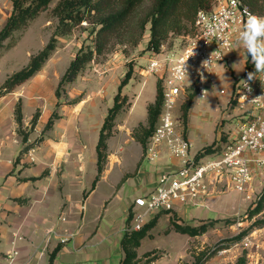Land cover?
I'll return each instance as SVG.
<instances>
[{"label":"rangeland","instance_id":"obj_1","mask_svg":"<svg viewBox=\"0 0 264 264\" xmlns=\"http://www.w3.org/2000/svg\"><path fill=\"white\" fill-rule=\"evenodd\" d=\"M151 4L152 0H147L140 6L136 12V18L144 13ZM54 5L53 3L49 9L40 13L25 29L16 32L18 41L14 46L7 49L2 48L0 89L7 76L26 65L31 56L42 49L50 39L57 23V18L52 12ZM12 8L13 0H0V28L11 14ZM134 22L131 26L134 25ZM149 37L150 23L147 24L138 44L118 43L114 48L111 47L110 50L96 55L78 75L77 79L62 88L60 95L57 96L56 89L59 81L72 58L82 45L92 44L90 24L84 22L67 36L59 37L56 50L37 75L38 81L42 84L48 109L53 108V111L58 114L57 108L62 102L73 104L82 99L98 97L104 105L109 101L113 104L125 73L129 68L133 69L131 79L122 89V94L127 95L128 100L115 125L123 123V137L125 136L127 139L123 138V154L131 157L125 162L126 169L123 173V181L129 176H134L139 168L137 166L139 162L134 156L135 149L142 151L144 148L137 140V135L149 125L148 106L153 103L156 95L158 76L142 73V69L148 64L149 58L154 55L151 50L147 49ZM237 38L234 41L226 67L223 68V66L218 65L216 68L218 81L211 87L208 97L200 98L195 93L190 92L177 105V115L182 121L184 133L192 142V151L200 152L199 150L203 146L220 142L221 137L225 136L228 139L234 132L236 121L242 117L243 113H240L243 108L239 106L235 96L231 95V89L233 82L251 64L249 61L251 58L238 45ZM190 39L191 34L171 35L162 47V52H179ZM7 42L8 40L5 43ZM21 85L17 86L14 91L20 90ZM221 88L226 90L225 94L219 93ZM56 99H59L57 107L54 106ZM189 102L188 121L185 123L184 106ZM22 103L21 100H18L15 109L19 105L22 109ZM39 114V111L34 114L36 120ZM23 118L24 115L22 120ZM22 122H20L19 127L21 134L29 135L30 126L27 125L24 128ZM80 127L84 129V135L80 128L81 137H79L78 143L85 147V144H90L92 141L91 128L93 124ZM54 131L55 127L53 126L46 129L45 133L50 135ZM58 140L60 139L58 138ZM141 158L140 161L142 162L144 156ZM149 162L146 158L144 159L145 165ZM263 190L264 169L257 168L253 184L254 200L252 202L245 199L243 194L231 191L215 198L207 207H187L170 213H162L138 247L140 259L145 260V253L151 251V256L154 258L152 264H156V262L158 264H194L199 255L201 257L203 255V264H264V203L261 210L251 216L254 208L259 205V199L264 194ZM131 204L132 201L129 207ZM215 218H220L221 221L201 235L191 236L174 229L175 222L199 224L203 220ZM238 222L241 224L238 225ZM129 225L130 223L126 219L125 231L128 230ZM237 236L241 237L237 238ZM247 236L250 238L248 246L242 243ZM222 248H227L228 251L222 254L219 251ZM123 255V249L121 255H116L114 251L109 257L108 263L119 264ZM105 257L107 256L103 251H94L91 260L102 261ZM64 258V262L69 261L74 258V254H65Z\"/></svg>","mask_w":264,"mask_h":264},{"label":"crops","instance_id":"obj_2","mask_svg":"<svg viewBox=\"0 0 264 264\" xmlns=\"http://www.w3.org/2000/svg\"><path fill=\"white\" fill-rule=\"evenodd\" d=\"M228 62L219 65L224 68ZM39 72L17 92L0 95V264H50L55 248L52 264H109L114 251L122 253L131 201L154 190L165 159L145 165V149L136 148L139 168L123 181L125 162L131 157L123 154L126 137L120 123L108 139L104 169L93 185L98 174L100 129L114 102L104 105L98 97L73 104L62 102L53 124L55 131L48 135L46 124L54 111L48 109ZM18 100L23 102V127L31 129L27 142L16 117ZM37 111L39 117L33 122ZM90 123L92 141L83 147L78 143L80 126ZM28 144H32L33 160L24 150ZM68 233L72 236L63 241L62 236ZM99 250L107 257L91 260L93 252ZM14 251L18 253L11 260L8 254ZM65 254H74V258L64 262Z\"/></svg>","mask_w":264,"mask_h":264},{"label":"built area","instance_id":"obj_3","mask_svg":"<svg viewBox=\"0 0 264 264\" xmlns=\"http://www.w3.org/2000/svg\"><path fill=\"white\" fill-rule=\"evenodd\" d=\"M245 10L264 16L254 13L244 0H213L209 9L198 12L197 33L182 50L154 54L142 69V73L162 79L163 87L159 121L147 141L144 156L155 163L165 159V165L154 190L136 196L129 207V230H141L149 218L160 212L207 207L215 198L231 191L243 194L251 202L254 200L255 172L257 168L264 169V84L260 79L247 81V73L253 72V64L233 82L231 95L243 108L240 113L243 114L220 151L205 154L192 151V142L184 133L176 111L179 101L190 92L200 98L208 97L209 94L203 97V91L210 92L218 81L217 65L229 60L234 41L247 19ZM195 46L196 55L187 62L189 85L186 80L177 78L174 69L183 54ZM204 61H208L205 68L202 67ZM200 73L205 77L203 81ZM241 80L247 81L251 92L244 88ZM219 93L225 94L226 90L221 88ZM32 151V148L27 150V154L33 160ZM70 236L69 233L63 235V241ZM242 243L248 246L250 238L245 237ZM219 251L223 254L228 249ZM17 253L11 252L8 257L13 260Z\"/></svg>","mask_w":264,"mask_h":264},{"label":"trees","instance_id":"obj_4","mask_svg":"<svg viewBox=\"0 0 264 264\" xmlns=\"http://www.w3.org/2000/svg\"><path fill=\"white\" fill-rule=\"evenodd\" d=\"M147 0H13L11 14L6 19L4 25L0 28V56L4 48H10L16 44L18 37L16 32L25 29L33 19L40 13L49 9L54 3L52 12L57 18L54 31L45 46L37 53L31 56L30 60L22 68L14 71L4 80L1 85L0 95L13 91L17 86L25 83L37 72H39L46 61L51 57L58 46L59 37L67 36L72 31L81 26L84 22L90 24V33L92 35V44L82 45L75 56L70 61L66 71L62 75L56 89L57 96L61 89L74 82L78 75L87 67V65L96 57L115 47L118 43L136 45L141 40L147 24L150 23V37L147 43V49L154 54L161 53L162 47L171 35L194 36L197 33L196 20L198 12L202 9H209L213 0H152L151 6L145 10L138 18L136 12ZM254 13L264 14V0H244ZM135 21V22H134ZM132 22L134 25L131 26ZM8 40L7 43H5ZM3 48V49H2ZM250 61V60H249ZM249 64V63H248ZM251 64L247 66L249 68ZM133 75V69L129 68L125 77L119 85V91L114 97V104L109 109L103 125L100 129L99 139L96 146L98 156V174L93 185L99 179L104 169L107 158L108 139L111 137L116 125V117L123 110L128 96L122 94V89L129 82ZM163 105V87L162 79L158 78L156 83V98L148 106L149 125L143 128V131L137 135V140L145 149L147 141L159 121V116ZM190 102L184 106V121H188V108ZM58 116L54 111L49 118L46 128L53 127L55 117ZM16 117L18 122H22V110L20 105L16 108ZM36 122V116L33 118ZM24 142L28 141V135H23ZM229 138L221 137L220 142H213L205 145L199 153H211L220 151L223 144L228 142ZM32 145V144H31ZM27 145L24 150L31 148ZM21 202L24 199H19ZM264 203V194L259 199V205L254 208L251 216L259 212ZM162 213L156 214L150 219L141 230H126L122 240L121 247L124 255L120 264H152V252L145 253V260L140 259L138 247L148 231L154 227L158 217ZM131 215L127 221L130 223ZM220 218L203 220L199 224L178 223L175 222L174 229L181 233H187L191 236L201 235L219 223ZM241 236H237L240 238ZM224 247V246H222ZM58 248L51 253L50 264L53 263ZM203 255L196 257L194 264H203Z\"/></svg>","mask_w":264,"mask_h":264},{"label":"clouds","instance_id":"obj_5","mask_svg":"<svg viewBox=\"0 0 264 264\" xmlns=\"http://www.w3.org/2000/svg\"><path fill=\"white\" fill-rule=\"evenodd\" d=\"M247 19L244 23V28L239 32L237 43L241 46L247 56H250L251 63L254 66L255 71L247 73V81H252L255 79H260L261 83L264 84V80H261V77H264V16H258L247 12ZM195 47L188 49L183 56L177 61V67H175L174 72L178 79L184 81L186 80L190 85L189 79V65L188 60L191 57L196 55L194 51ZM214 54V52L212 53ZM211 54V55H212ZM208 61H204L202 67L205 68ZM201 81L205 79L203 73H200ZM245 80H241L244 88L249 92L252 91L251 87ZM209 92L207 90L203 91V97L207 96ZM247 98L246 96H244Z\"/></svg>","mask_w":264,"mask_h":264}]
</instances>
